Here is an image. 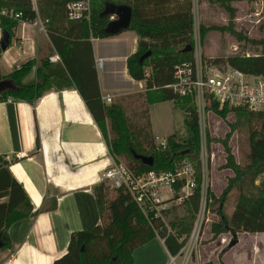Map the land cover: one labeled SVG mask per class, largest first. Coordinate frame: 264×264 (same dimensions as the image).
<instances>
[{
  "label": "trees",
  "instance_id": "16d2710c",
  "mask_svg": "<svg viewBox=\"0 0 264 264\" xmlns=\"http://www.w3.org/2000/svg\"><path fill=\"white\" fill-rule=\"evenodd\" d=\"M179 1L173 5V0H92V18L89 22L68 19V0H40V16L43 19L50 18L47 33L60 57L59 63L51 65L48 58L40 60L37 81L31 84H26L23 79L33 69V60L22 64L9 75H2L0 68V81L11 80L13 83L12 87L0 91V102L14 98L32 103L49 89L51 83L58 85L61 81H68L69 84L75 85L107 141L110 154L116 160L122 156L130 159L137 173L148 170L172 171L186 158L190 159L196 168L197 187L183 203L185 214L170 222L177 236L168 235L164 222L160 218L152 219L154 214L146 216L124 189H117V196L108 200V187L100 183L94 187V191L102 220L105 210L108 211V224L102 225L101 222L93 228L73 232L67 251L55 259L53 264H134V250L154 239L157 229L166 237L168 252L175 256L183 246V242H179L178 238L189 235L194 227L201 208L204 181L200 119L196 106L190 99L181 98L164 87L173 82L177 65L194 60V49L184 51L189 45L193 47L195 44L193 3L192 0ZM217 1L233 13L232 2L258 0ZM107 3L127 4L132 7L133 16L129 30L135 31L139 40L137 50L127 58L128 73L134 80L145 82V99L148 106L173 101L186 113L185 140L177 139L174 133L168 136L166 148H158L154 145V137L151 135L149 111L145 112L148 109L144 111L147 116V128L140 126L135 131L137 126L133 128L120 102L107 105L102 101L92 39L114 36L106 32V27L112 20L111 16L103 15ZM13 6L17 11L23 12V20L34 21L37 18L29 2L18 1L13 3ZM18 24V21L12 19L2 18L0 21L2 30L10 34V41ZM205 34L206 28L201 26V37L204 38ZM2 37L3 33L0 35V57L3 52ZM251 42L264 44V39ZM148 52L151 54L141 62V57ZM210 61L229 63L248 73L264 74V54L232 55ZM147 68L151 70L149 76L146 75ZM128 98H132L131 95ZM212 108L223 118L230 110H219L217 105ZM236 111L248 121L257 117L261 126L259 129L249 130V152L243 165L237 162L229 145L230 135L223 141L226 163L222 168L231 169L234 175L227 179V185L220 196L209 186L206 189V203L209 201L213 206L218 203L215 211L219 219L213 222L211 227L213 240L224 233H230L232 240L239 241L240 232H264V110ZM140 138L151 142L152 151L145 150L142 143L144 141ZM207 138L210 139L209 132ZM37 148H40V142ZM134 153L153 156V166H145L134 157ZM9 167L10 162L0 156V252L11 245L10 226L37 214L24 187ZM174 187L176 191L180 190L181 183ZM230 195H234L235 204L232 214L228 216L224 212L223 202Z\"/></svg>",
  "mask_w": 264,
  "mask_h": 264
},
{
  "label": "crops",
  "instance_id": "0c3cea01",
  "mask_svg": "<svg viewBox=\"0 0 264 264\" xmlns=\"http://www.w3.org/2000/svg\"><path fill=\"white\" fill-rule=\"evenodd\" d=\"M14 33L9 47L0 57L1 73L9 75L22 64L33 60L35 65L23 81L26 84L35 83L40 60L48 58L49 63L55 65L59 60L52 61L50 57L58 54L47 32L31 26L23 28L20 24ZM126 33L131 34L133 42V47L124 56L127 65L128 56L138 48L139 36L135 31L92 39L102 97L110 95L115 99L144 91V81L131 78L127 67V76L136 84L134 90L121 92L103 85L106 63L118 57L111 51L99 56L96 43L107 39L119 40ZM99 59L102 61V73ZM6 82L2 90L13 86L11 80ZM114 99L112 102H116ZM151 122L153 132L158 137L154 130L155 123L152 119ZM168 133L167 136L174 132ZM38 142L40 148H37ZM0 156L10 162L12 174L24 187L37 211L35 216L10 226L11 245L0 252V264H53L67 251L73 232L101 223L94 187L101 183L100 173L113 159L107 141L75 85L68 81H61L58 85L51 83L49 89L32 103L14 98L0 102ZM225 171L226 176L234 174L231 169ZM243 235L245 238L247 235L258 237L257 240L250 239L249 252L236 251ZM238 237L239 242L235 246L222 251L219 263L264 264V232H240ZM221 240L217 242L219 246L226 243ZM133 258L134 264H167L171 255L166 244L155 237L136 248Z\"/></svg>",
  "mask_w": 264,
  "mask_h": 264
},
{
  "label": "rangeland",
  "instance_id": "374dc122",
  "mask_svg": "<svg viewBox=\"0 0 264 264\" xmlns=\"http://www.w3.org/2000/svg\"><path fill=\"white\" fill-rule=\"evenodd\" d=\"M179 0H173V5L179 3ZM193 15H194V51L198 50L202 53L205 59L226 58L232 55H261L264 54V44L252 43L251 40L260 41L264 39V0L254 2L249 1H234L231 3V8L234 9L232 13L225 6L221 5L217 0H192ZM261 14L257 16V12ZM113 20V19H112ZM201 26L206 28L204 38L201 37ZM130 31V30H127ZM126 31L118 35H125ZM4 31L1 28V35ZM15 34V33H14ZM15 36V35H14ZM131 34L126 33L119 40H100L96 43L97 53L103 54L105 52H113L118 57L113 62L106 63V72L103 77V85L105 88L113 87L121 92L132 91L136 88V84L126 74V60L125 55L129 53L133 47V42L130 39ZM195 55V54H194ZM101 59H99L100 72H103L101 66ZM113 70V71H111ZM111 74H108L110 73ZM150 73V68H147ZM145 83V82H144ZM145 91L134 93L132 98L129 95L113 98L114 101L120 102L128 115L130 122L134 126L135 131L138 127H146V114L149 111V117L154 121V130L158 139H163L174 132L179 140H185L187 137V129L185 125L186 113L181 110L173 101H165L156 104H147L145 99ZM148 109V110H146ZM146 110V111H145ZM145 111V112H144ZM143 112V114L141 113ZM250 122V123H249ZM152 124V122H151ZM261 121L257 117L248 121L246 117L236 110H229L225 118L216 111L207 113L205 128L203 126V140L201 148V160L205 175V192L209 186L217 196H220L227 184L226 171L222 165L226 163V153L223 146V141L228 139L229 145L232 147L233 154L238 163H245L246 155L249 152V130L259 129ZM207 132L210 134V139L207 138ZM152 138L154 137V145L157 147L159 141L152 127ZM173 133V134H174ZM170 136V135H169ZM168 136L166 137V139ZM141 139V138H140ZM141 141H144L141 139ZM150 141V140H149ZM146 151H152L151 142H142ZM132 169L135 168L134 163L125 156L120 158ZM134 167V168H133ZM234 175V174H233ZM227 180V181H226ZM213 181V182H212ZM212 183L213 187H212ZM107 199L111 200L117 196V192L111 186L106 185ZM163 196L170 195L166 189L162 192ZM206 197L202 198L201 209L197 215L195 223L202 221V231L204 230L203 239H200L199 255L201 262L216 261L222 257V251L229 247L232 236L230 233H224L213 240L211 232L212 223L218 221L219 217L215 211L218 203L214 206L208 201ZM167 208L164 210L163 217L167 224L173 219L182 217L185 214L184 201L177 204L174 199L169 200ZM235 198L230 195L226 201L223 202L224 212L229 216L234 208ZM108 211L105 210L104 218L101 220L102 225H107L109 221ZM227 238L228 242L219 246L217 243L222 238ZM248 237L249 241H248ZM254 235L242 236V243L238 246L236 251L249 252L250 242L257 240ZM251 239V241H250ZM226 240V239H225ZM223 240V241H225ZM262 252V251H260ZM259 252V253H260ZM177 263H182V257L177 259ZM172 264L171 259L168 258V263Z\"/></svg>",
  "mask_w": 264,
  "mask_h": 264
},
{
  "label": "built area",
  "instance_id": "2783aa9c",
  "mask_svg": "<svg viewBox=\"0 0 264 264\" xmlns=\"http://www.w3.org/2000/svg\"><path fill=\"white\" fill-rule=\"evenodd\" d=\"M18 1H27L32 5L37 15L34 21L23 20V12L17 11L13 6V3ZM39 1L0 0V21L2 18L12 19L18 21V25L21 24L23 28L31 26L39 31L47 32L50 18L43 19L40 16ZM66 10L69 20L90 22L92 0H68ZM260 14L258 11L256 15ZM111 19H115V17L111 16ZM50 59L58 61L60 57L54 55ZM210 60L205 59L202 53L196 50L194 60L177 65L173 82L164 86L177 96L190 99L196 106L202 140V129L203 126L205 128L207 113L213 111V105H217L219 110L224 108L231 111L238 109L264 110V74L248 73L229 63H214ZM146 75H150L147 70ZM102 99L105 103L113 101L110 95H104ZM156 138L158 139V137ZM167 144L166 138L157 142L158 148H166ZM112 159L113 162L100 173L101 183L109 185L115 190L124 189L127 191L146 216L154 214L151 216L152 219L160 218L164 222L168 235H176V231L166 223L163 217L164 210L167 208L165 201L174 199L177 204H180L194 193L197 187V172L192 161L188 158L183 159L172 171L148 170L137 173L120 159L116 160L113 156ZM178 183H181V187L176 191L174 186ZM202 187L203 198L206 197L205 175ZM166 189L170 195L163 196L162 192ZM160 231V229L155 230L156 237L165 243L166 237H163ZM204 232V230L202 231V221H197L189 235L179 237L178 240L183 242V246L177 255H171L172 264H178L179 257H182L181 264H210L209 261L202 263L199 255L200 239L203 238ZM221 241L228 242V239L225 237Z\"/></svg>",
  "mask_w": 264,
  "mask_h": 264
},
{
  "label": "water",
  "instance_id": "95a60500",
  "mask_svg": "<svg viewBox=\"0 0 264 264\" xmlns=\"http://www.w3.org/2000/svg\"><path fill=\"white\" fill-rule=\"evenodd\" d=\"M103 15L106 16H114L115 19L111 20L107 27L106 32L111 35H118L122 33L123 31L129 30L132 22V16H133V10L132 7L127 4H115V3H107L105 10L103 12ZM10 44V34L7 31H4L3 37L1 40V48L3 51H5ZM194 48L192 46H188L184 51H192ZM151 52L146 53L141 57V62L147 58ZM5 81H0V91L1 88L6 85ZM134 157L138 160H140L145 166H153L154 164V157L150 155L140 154V153H134ZM239 241L235 239H231L229 246L233 247L235 246ZM1 246V243H0Z\"/></svg>",
  "mask_w": 264,
  "mask_h": 264
}]
</instances>
